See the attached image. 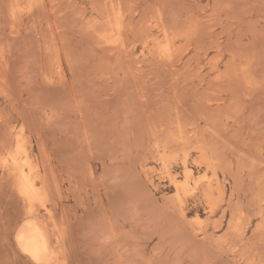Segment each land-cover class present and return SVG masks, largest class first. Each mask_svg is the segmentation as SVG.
<instances>
[{
  "label": "rangeland",
  "instance_id": "rangeland-1",
  "mask_svg": "<svg viewBox=\"0 0 264 264\" xmlns=\"http://www.w3.org/2000/svg\"><path fill=\"white\" fill-rule=\"evenodd\" d=\"M19 144L79 264H264V0H0V264Z\"/></svg>",
  "mask_w": 264,
  "mask_h": 264
},
{
  "label": "bare ground",
  "instance_id": "bare-ground-1",
  "mask_svg": "<svg viewBox=\"0 0 264 264\" xmlns=\"http://www.w3.org/2000/svg\"><path fill=\"white\" fill-rule=\"evenodd\" d=\"M9 147H12V142H11V146ZM7 153L8 152H6V154ZM3 161L5 164V167L8 170L7 172L9 176L8 178H10L8 180L12 182V183L10 182L11 186L14 187L17 193L15 192V190L13 192H15V194H18V196L20 197V200H22V202L24 203V208H23L24 212H20L22 217L20 218L19 221H17V223L14 226V241L16 243V247L19 253L23 255V257H25L27 264H62L67 261H72L76 264H79L78 263L79 260H77L78 259L77 257L78 247L74 243L75 238L73 234V230H75L74 228L76 225L72 224L73 226L72 225L70 226V224L67 222L68 216L66 217V214H64V212H61L63 213L62 215L60 214L61 216L59 220L61 222L60 224L62 226L61 227L58 224V219H57L59 214H57V212L54 211L56 209V206L54 208L53 207L49 208L46 205L47 191H49V183H51L52 180L51 181L49 180L50 182H48V178L50 177H48V174H46L45 172H43L42 169H40L41 164L39 165V163L36 162V159H33L31 152L28 150L26 146L22 144H19L16 147V149L12 153L9 154V156L4 157ZM185 165L186 164H184V167L186 168L187 165L186 166ZM47 168L48 167H46V169ZM88 169H89V172L87 173H89V176H90L89 178L90 179L92 178L91 179L92 181L95 180V164L91 162L88 166ZM66 173L69 174V171H66ZM84 181L85 180L82 181L83 184H84ZM94 183L95 182H93L92 186L95 185ZM95 188H97V186ZM96 191L98 192V190ZM50 194L52 193L50 192ZM48 199H51V198L48 197ZM99 204L100 203L96 202L94 209L96 210L100 209L101 206L105 207L104 200L101 201V206ZM260 204L261 203H259V205ZM40 207L43 209V211ZM259 208L261 209V207ZM258 213L260 214L261 212H258ZM81 217L83 216L81 215Z\"/></svg>",
  "mask_w": 264,
  "mask_h": 264
}]
</instances>
